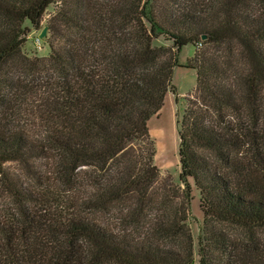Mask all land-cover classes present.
Wrapping results in <instances>:
<instances>
[{
  "label": "trees",
  "instance_id": "1",
  "mask_svg": "<svg viewBox=\"0 0 264 264\" xmlns=\"http://www.w3.org/2000/svg\"><path fill=\"white\" fill-rule=\"evenodd\" d=\"M25 21L47 26L46 56L23 52ZM176 67L195 70L182 187L148 128ZM188 178L199 264H264L215 226L264 231V0H0V264H191Z\"/></svg>",
  "mask_w": 264,
  "mask_h": 264
},
{
  "label": "rangeland",
  "instance_id": "2",
  "mask_svg": "<svg viewBox=\"0 0 264 264\" xmlns=\"http://www.w3.org/2000/svg\"><path fill=\"white\" fill-rule=\"evenodd\" d=\"M55 6L49 5L42 18V23H46L49 15L54 12ZM24 25L27 26L30 31L26 37L22 49L28 56H46L49 52L46 41L40 39L39 43H36V38L40 31L32 29L29 22L25 21ZM43 27V26H42ZM46 40V39H45ZM154 43L156 44H170L171 41L164 40L162 36L157 38ZM202 46H193L187 44L183 46L179 52L178 61L180 64L185 65L187 58L191 57L195 50L201 49ZM229 55L231 60L239 65L242 69L244 66V59L237 52L229 54L226 49L217 48L215 56H219L221 60L225 59V56ZM246 64V63H245ZM172 83L177 88V94L172 95L167 93L163 106L157 115L152 116L148 121L149 134L153 141L155 154L154 163L157 166L160 176L162 178L168 177L174 184L182 187V183L178 179L179 162L177 155L178 147V121L182 110L186 106L185 96L191 93L195 86V70L186 67H176L172 76ZM12 166V164H10ZM13 169L19 170V166L13 163ZM20 173L26 176L25 170L20 168ZM19 172V171H18ZM191 185L192 198L190 200L189 212L186 219V225L193 241V262L191 264H199V256L197 253L198 242L203 235V216L199 209V193L193 185V181L188 178ZM220 228L222 232L234 241L239 243L240 248L242 245L248 247L252 251V246L255 247L256 252L259 247L264 246V231H246L240 226L231 225L228 223L215 224ZM253 252V251H252Z\"/></svg>",
  "mask_w": 264,
  "mask_h": 264
},
{
  "label": "water",
  "instance_id": "3",
  "mask_svg": "<svg viewBox=\"0 0 264 264\" xmlns=\"http://www.w3.org/2000/svg\"><path fill=\"white\" fill-rule=\"evenodd\" d=\"M46 37H47V26H43L38 33V38L45 41ZM205 37H206L205 35L201 36L202 39H204Z\"/></svg>",
  "mask_w": 264,
  "mask_h": 264
},
{
  "label": "built area",
  "instance_id": "4",
  "mask_svg": "<svg viewBox=\"0 0 264 264\" xmlns=\"http://www.w3.org/2000/svg\"><path fill=\"white\" fill-rule=\"evenodd\" d=\"M40 42V39L37 37L36 38V43H39Z\"/></svg>",
  "mask_w": 264,
  "mask_h": 264
},
{
  "label": "crops",
  "instance_id": "5",
  "mask_svg": "<svg viewBox=\"0 0 264 264\" xmlns=\"http://www.w3.org/2000/svg\"><path fill=\"white\" fill-rule=\"evenodd\" d=\"M166 96H167V94H166ZM166 96H165V99H166Z\"/></svg>",
  "mask_w": 264,
  "mask_h": 264
}]
</instances>
